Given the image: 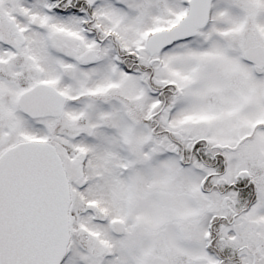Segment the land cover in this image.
<instances>
[{
	"label": "snow or ice",
	"instance_id": "1",
	"mask_svg": "<svg viewBox=\"0 0 264 264\" xmlns=\"http://www.w3.org/2000/svg\"><path fill=\"white\" fill-rule=\"evenodd\" d=\"M0 264H264V0H0Z\"/></svg>",
	"mask_w": 264,
	"mask_h": 264
}]
</instances>
